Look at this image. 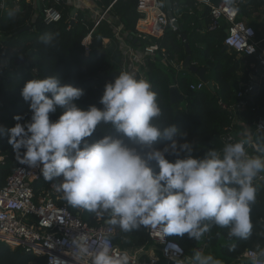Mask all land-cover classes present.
<instances>
[{"label":"clouds","instance_id":"clouds-1","mask_svg":"<svg viewBox=\"0 0 264 264\" xmlns=\"http://www.w3.org/2000/svg\"><path fill=\"white\" fill-rule=\"evenodd\" d=\"M8 15L14 17L16 10H9ZM52 39L50 35L41 37L45 44ZM21 95L30 102L31 120L20 123L22 117L17 115L15 126H0V135H9L20 164L39 167L46 181L60 180L58 188L72 208L107 216L110 229L118 227L122 232L160 227L165 237L187 234L200 241L214 225L227 228L229 239L251 237L257 199L254 181L264 174L261 128L255 141L245 131L238 141L226 143L220 150L211 148L201 159L192 155L190 142L181 144L174 139L176 125L156 122L162 115L158 93L150 81L128 71L105 84L102 108L78 106L76 101L84 89L62 83L57 75L29 80ZM58 110L62 114L51 120ZM102 124L120 135L106 134L90 143L86 138ZM160 139L171 143L163 149L154 147ZM129 140L139 147L126 142ZM249 147L258 154H250ZM169 154L178 158L169 160ZM153 162L158 164V172ZM110 229L94 251L88 236L79 234L72 241L74 250L81 257L91 251V264H130L126 251L113 253ZM234 248V244L229 246ZM171 258L179 264L175 255ZM246 259L261 264L264 248L249 253ZM187 264L223 262L196 251Z\"/></svg>","mask_w":264,"mask_h":264},{"label":"trees","instance_id":"trees-1","mask_svg":"<svg viewBox=\"0 0 264 264\" xmlns=\"http://www.w3.org/2000/svg\"><path fill=\"white\" fill-rule=\"evenodd\" d=\"M138 1L95 0L102 9L111 5L109 17H118L121 20L127 40L139 48L146 44L144 42L138 44L142 39L137 35V23L140 17L137 11ZM224 1L235 3L239 8L240 19H248L247 23L258 28L255 20L258 21L262 15L264 0ZM68 2L69 0H62V3L57 5L63 13L59 22H46L43 19V7L51 4L48 1L42 2L41 6L37 4L34 6L30 0H8L5 8L0 6V36L2 37L0 54L8 58V63L0 69V126L5 129L15 126L18 121L14 117L17 115L22 117L20 123L31 120L30 102H26L21 95L26 82L31 79L57 75L62 83L84 89V95L76 101L78 106L87 109L91 105H96L102 108L100 99L105 84L114 81L122 71L123 53L119 41L114 36L112 24L105 19L95 28L89 52L86 53L82 41L94 27L95 18L79 10L75 23L71 24L69 20L74 6ZM193 4L194 0H173V9L184 11L180 17L175 13L180 26L177 30L167 26L163 36L151 37L150 42L157 43L159 50L145 58L148 68L145 79L151 82L153 89L158 93L162 115L156 122L161 126L176 125L178 131L174 139L181 144L185 141L190 142L193 146L192 155L202 159L211 148L222 149V137L231 123L230 112L223 107V104L229 105L235 102L237 85L240 81L250 79L249 64L255 58L240 56L236 51L225 48V23L215 30L202 34L200 32L203 28L202 20L205 19L208 28L212 23L210 9L205 8L202 12L198 10L193 13L186 12L184 7ZM12 9L16 10V15L9 17L8 12ZM25 26H29V29L17 34ZM182 34H187L186 40L181 37ZM46 35L53 38L52 43H43L41 37ZM105 38H110V41L104 43ZM187 42L192 50L191 62L206 69V78L214 82V89L208 85L202 89H190V84L196 82L197 78L186 68L178 71L172 63L185 61ZM24 57L29 64H16L17 59ZM172 84H176L185 96L184 101L171 102ZM250 102L248 110L243 112L237 120V130L247 128L254 119L264 113V83L254 101ZM62 112L63 110H58L50 116V119L57 120ZM106 134L120 135L114 128L102 124L98 125L93 135L86 139L92 143ZM8 140L7 133L0 135V149L5 156L4 163L0 164V185L19 165L16 152ZM126 142L139 147L133 141ZM169 143L171 142L168 140L160 139L154 147L163 149ZM21 151L23 152V149ZM183 155L184 153L180 154L181 158ZM167 158L175 161L178 157L169 154ZM152 167L154 171H159V166L155 162L152 163ZM59 181V179L46 181L41 176L34 185L36 195H44ZM255 185L257 199L252 208L254 228L251 237L247 240L229 239L227 228L214 225L200 241L189 238L187 234L183 237L170 236L169 238L179 242L190 257L204 243L205 253L218 255V258L225 263L248 249L264 248V186ZM60 203L68 205L63 198ZM68 207L74 213L78 212V209L70 205ZM81 216L87 221L96 222L94 213L84 210ZM116 228L117 234L114 241L122 249L136 250L148 242L149 235L144 227L131 232H122L118 227ZM233 244L235 248L230 250L229 246ZM34 261L43 262L45 257L27 254L20 247L13 249L7 243L0 241V264H32ZM161 262H164V259Z\"/></svg>","mask_w":264,"mask_h":264},{"label":"built area","instance_id":"built-area-1","mask_svg":"<svg viewBox=\"0 0 264 264\" xmlns=\"http://www.w3.org/2000/svg\"><path fill=\"white\" fill-rule=\"evenodd\" d=\"M7 1L0 0L1 8H5ZM46 1L51 4L43 7V19L46 22H59L63 13L57 5L61 4L62 0H30L34 6L36 4L41 6V3ZM68 3L76 7L78 11L81 10L85 13L90 8L86 0H69ZM202 5H208L210 9L212 23L209 25V30H215L225 23L224 45L239 55L252 56L256 60L251 64L254 79L238 91V99L235 102L229 105L223 104V107L229 110L231 120L222 137L224 146L226 143L242 138L241 132L236 129L237 115L248 105V95L253 86L257 84L256 81H262L264 78V34L258 37L257 29L246 20L240 19L239 8L235 3L231 4L223 0L219 5H215L210 0H194L193 5L185 6V8L187 12L193 13L195 8ZM110 8L111 5L106 9L96 11L94 16L92 15L95 18V25L82 41L86 53L89 52L93 31L106 19L112 24L114 36L121 46L123 53L121 70L145 79V72L148 69L145 58L159 50V45L151 42L139 48L132 45L127 40L123 23L118 18H109ZM137 11L140 14L139 21H142V29L137 27L139 38H159L164 34L167 26L173 30L179 28L173 25L175 21H178V18L175 14L173 17L169 16L168 11L165 10L164 0H139ZM86 14L90 16L89 13ZM69 22H71V17ZM1 39L0 36V42ZM109 41L110 38L104 39V43ZM172 63L178 71L184 67L183 62ZM206 85L205 81L197 80L190 84V89H202ZM171 86L177 85L172 84ZM262 126H264V113L254 119L249 126L254 141L260 135L258 128L264 130ZM248 151L253 155L258 154L254 147H249ZM4 161L5 156L0 149V164ZM41 176L39 167L31 168L19 163L13 173L0 185V235L13 237L17 241L15 244L4 240L14 248L20 247L27 254L45 257V261H34L32 264H91V251L87 256H79L74 250L72 241L74 237L84 233L89 238L90 249L94 251L104 242V237L109 233L110 226L107 224V216L96 215L95 223L83 219L81 212L84 210L78 209V212L74 213L66 203H60L62 198L55 192L54 187L44 195L37 196L34 185ZM254 184L264 186V174H261ZM146 229L149 235L148 242L136 250H130L122 249L115 243L117 228L111 227L110 246L113 253L119 254L126 251L130 258V264H175L171 258L174 255L179 264H187L190 256L187 255L185 248L179 242L165 237L160 227H147ZM253 251L256 250L248 249L226 264H251V261L246 257ZM162 259L164 262H161ZM261 264H264V261Z\"/></svg>","mask_w":264,"mask_h":264},{"label":"water","instance_id":"water-1","mask_svg":"<svg viewBox=\"0 0 264 264\" xmlns=\"http://www.w3.org/2000/svg\"><path fill=\"white\" fill-rule=\"evenodd\" d=\"M213 4L215 5H219L223 0H210ZM166 4L167 7L169 9V16L173 17V12L171 10V0H166ZM78 9L76 7H74L71 10V24L75 23V16L77 14ZM174 26L179 27L180 24L178 21H175L173 23ZM29 29V26H25L24 28L20 29L18 33H22L23 31H26ZM182 38L184 40L187 39V34H182ZM136 42V41H135ZM142 42H144L145 44H149L150 43V39L149 38H142L141 41L138 42V44H141ZM225 48H227V46L225 45ZM186 50H187V57L184 61V66L186 69H189L191 72L195 73L201 80L206 81L207 85L211 88L214 89V82L212 80H207L206 78V69L205 68H200L199 66L193 64L191 62L192 59V50L190 47V44L187 42L186 43ZM16 64H23V63H27L29 64V62H27V58L24 57L22 59H17ZM8 63V58L2 54H0V69L5 66ZM259 86L258 85H254L253 89L250 91L248 98L253 101L254 99V95L256 94L257 90H258ZM170 98H171V102L172 103H178V102H182L185 99V96L180 92L179 88L177 86H171L170 88Z\"/></svg>","mask_w":264,"mask_h":264},{"label":"crops","instance_id":"crops-1","mask_svg":"<svg viewBox=\"0 0 264 264\" xmlns=\"http://www.w3.org/2000/svg\"><path fill=\"white\" fill-rule=\"evenodd\" d=\"M88 3H89V5H90V8L87 10V13H89L90 15H93L94 16V14H95V12L96 11H101L102 10V8L101 7H99L98 5H97V3L95 2V0H86ZM179 1H182V0H179ZM164 2H165V10H167L168 12H169V9H168V7H167V4H166V0H164ZM185 8V7H184ZM205 8H209V6L208 5H202V6H200V7H197V8H195V10L194 11H196V10H198V12H202V10H204ZM264 8V7H263ZM171 10H172V12H173V14H175L176 13V15H178L179 17L180 16H182V13H184V11L182 10V9H176V10H174L173 9V0H171ZM186 11V10H185ZM187 12V11H186ZM77 13H78V11H77ZM190 13V12H189ZM77 15V14H76ZM109 16V15H108ZM76 17V16H75ZM110 19L111 18H118V17H109ZM250 18V17H249ZM252 18H253V16H252ZM119 19V18H118ZM120 20V19H119ZM251 20V19H250ZM121 21V20H120ZM246 21H248V19H246ZM255 22H256V25L258 26V28L257 29H259V32H258V37H261L263 34H264V9H263V11H262V15L260 16V19L257 21V20H255ZM202 25H203V28H201L200 29V32L203 34V33H206V32H208L209 31V28L206 26V24H205V19H203L202 20ZM137 27H139V28H141L142 29V21H139L138 20V23H137ZM256 27V26H255ZM225 33H226V28H225ZM163 36V35H162ZM182 37V36H181ZM188 37V36H187ZM240 56H242V55H240ZM256 60H254L253 62H255ZM252 62V63H253ZM251 63V64H252ZM251 64H249V70H250V72H249V77H250V79L248 80V81H240L239 83H238V85H237V89H236V98L238 99V95H237V93H238V91L243 87V86H245L246 84H249L254 78H253V76H252V67H251ZM183 65H184V62H183ZM183 68H185V66L183 67ZM188 71H189V73H191V74H193L196 78H197V80H201L195 73H193V72H191L189 69H187ZM256 83L257 84H255V85H258L259 86V88H258V90H257V92L260 90V87H261V85L264 83V78H263V80L261 81V80H259V81H256ZM257 92H256V94H257ZM256 94L254 95V99H255V96H256ZM236 99V100H237ZM249 99V98H248ZM254 99H253V101H254ZM235 100V101H236ZM250 100V99H249ZM251 101V100H250ZM249 101V103H251ZM249 103H248V105L244 108V109H242L241 110V112L237 115V117L239 118V117H241L242 115L241 114H243V112H245L246 110H248V107H249ZM250 126V125H249ZM247 127V128H242V130H238L239 132H241L240 133V136H242V133H244L245 131H248L249 132V134L251 135V132H252V130H251V128L250 127ZM244 127V126H243ZM14 242H17L16 240H13ZM12 242V241H11ZM204 248H205V244L204 243H202L201 244V246L198 248V250L197 251H201L203 254H205V255H208V253H205L204 252ZM214 258H216V259H219L218 258V255L217 256H214ZM223 262V264H226L224 261H222Z\"/></svg>","mask_w":264,"mask_h":264},{"label":"rangeland","instance_id":"rangeland-1","mask_svg":"<svg viewBox=\"0 0 264 264\" xmlns=\"http://www.w3.org/2000/svg\"><path fill=\"white\" fill-rule=\"evenodd\" d=\"M60 184V181L59 182H57V183H55L54 184V188H55V192L56 193H58V194H60V196H61V198H63V193L59 190V188H58V185ZM0 241H3V242H5V243H7V241H5L4 239H1L0 238ZM10 242V241H9ZM12 242H14V241H12ZM8 244V243H7ZM14 244H15V242H14ZM9 245V244H8ZM10 246V245H9ZM11 248H13V249H16V248H14V246H10Z\"/></svg>","mask_w":264,"mask_h":264},{"label":"bare ground","instance_id":"bare-ground-1","mask_svg":"<svg viewBox=\"0 0 264 264\" xmlns=\"http://www.w3.org/2000/svg\"><path fill=\"white\" fill-rule=\"evenodd\" d=\"M0 238L2 239H6L7 241H13V240H15L13 237H7V236H5V235H0Z\"/></svg>","mask_w":264,"mask_h":264}]
</instances>
